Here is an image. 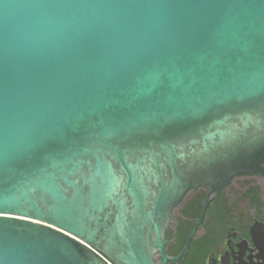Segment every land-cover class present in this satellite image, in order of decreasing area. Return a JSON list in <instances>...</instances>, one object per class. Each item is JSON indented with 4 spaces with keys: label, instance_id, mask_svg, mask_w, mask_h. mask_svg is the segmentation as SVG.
<instances>
[{
    "label": "water",
    "instance_id": "obj_1",
    "mask_svg": "<svg viewBox=\"0 0 264 264\" xmlns=\"http://www.w3.org/2000/svg\"><path fill=\"white\" fill-rule=\"evenodd\" d=\"M263 165L264 0H0V264L180 260L188 192Z\"/></svg>",
    "mask_w": 264,
    "mask_h": 264
},
{
    "label": "flooded vegetation",
    "instance_id": "obj_2",
    "mask_svg": "<svg viewBox=\"0 0 264 264\" xmlns=\"http://www.w3.org/2000/svg\"><path fill=\"white\" fill-rule=\"evenodd\" d=\"M193 231L187 255L167 264H264V172L188 192L166 231V254L179 255Z\"/></svg>",
    "mask_w": 264,
    "mask_h": 264
},
{
    "label": "trees",
    "instance_id": "obj_3",
    "mask_svg": "<svg viewBox=\"0 0 264 264\" xmlns=\"http://www.w3.org/2000/svg\"><path fill=\"white\" fill-rule=\"evenodd\" d=\"M187 239V236H185V238L183 239V243L186 241ZM175 253H178V252H175ZM171 264H176V263H171Z\"/></svg>",
    "mask_w": 264,
    "mask_h": 264
},
{
    "label": "snow or ice",
    "instance_id": "obj_4",
    "mask_svg": "<svg viewBox=\"0 0 264 264\" xmlns=\"http://www.w3.org/2000/svg\"><path fill=\"white\" fill-rule=\"evenodd\" d=\"M2 213H3V210H0V215H2Z\"/></svg>",
    "mask_w": 264,
    "mask_h": 264
}]
</instances>
